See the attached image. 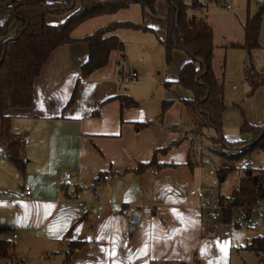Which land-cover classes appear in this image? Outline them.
Listing matches in <instances>:
<instances>
[{"label": "crops", "instance_id": "crops-1", "mask_svg": "<svg viewBox=\"0 0 264 264\" xmlns=\"http://www.w3.org/2000/svg\"><path fill=\"white\" fill-rule=\"evenodd\" d=\"M0 4L3 22L8 3ZM167 13V2L158 0L155 13L133 3L81 23L74 37L130 19L150 30L119 28L125 58L114 50L105 66L86 77L80 68L88 43L58 46L33 82L32 104L7 111L11 130L25 143L20 165L0 147V238L11 247L0 264H11V257L18 264H64L75 240L85 242L71 252L69 264H236L239 251L251 250L245 248L251 239L264 236L262 224V233L252 236L240 232L247 224L232 226L226 216L212 220L196 208L200 181L207 185L215 175L200 176L197 168L204 154L195 147L197 117L185 104L193 92L177 83L188 54L175 50L167 64ZM69 15L48 14L47 22L60 24ZM17 26L15 21L10 32ZM133 71L138 79L123 82ZM126 96L136 103L123 105ZM164 102L169 104L163 111ZM150 162L155 165L136 171ZM62 171H71L76 182L61 186ZM26 182L28 197L22 194ZM127 206L140 212L134 229L122 214Z\"/></svg>", "mask_w": 264, "mask_h": 264}, {"label": "trees", "instance_id": "trees-1", "mask_svg": "<svg viewBox=\"0 0 264 264\" xmlns=\"http://www.w3.org/2000/svg\"><path fill=\"white\" fill-rule=\"evenodd\" d=\"M8 3L9 14L0 22V36H3L0 50V147H4L8 158L17 165L22 162L21 149L25 138L10 127L11 108H26L33 101V82L40 74L42 66L58 46L77 40L89 45L88 59L81 65V75L89 76L95 70L105 66L112 51H118L121 61L125 58V42L116 31L121 27L150 30L143 24L131 20L115 21L100 27L92 33L77 38L74 29L86 20L104 14H112L139 3L143 10L156 12L158 0H2ZM167 2V35L164 41L166 62L172 63L175 50H184L188 60L180 68L177 83L193 92V98L185 104L191 107L199 123L192 128L193 133L203 135L205 127L217 131V142L232 147L223 148L222 161L215 164L219 185L225 182L236 163L247 159L253 152L264 153V123H246L241 128L242 136L238 140L226 142L222 132V113L225 110V80L217 77L213 69L214 33L207 20V4L201 0H165ZM69 12L67 19L60 24L47 22L48 14ZM264 6L259 13L248 17L245 24L246 40L242 47L251 53L260 47L258 35ZM18 26L10 34L12 24ZM241 46V45H239ZM253 66L246 67L245 80L250 81L252 90L264 84L263 75L257 76ZM169 86V83L167 84ZM75 93L68 102L70 105ZM123 105H134L136 101L122 98ZM163 104V111L168 107ZM155 165L140 163L137 172ZM238 186L232 190L225 210L226 217L236 212L248 217L259 204H264V167L246 165L242 169ZM65 188V187H64ZM63 188V189H64ZM223 198H225L223 196ZM228 219V218H227ZM225 219V220H227ZM85 240L71 242L64 264H69L70 254L81 247ZM10 241L0 238V255L8 256ZM246 249L264 251V236H255L245 246ZM10 264V263H9Z\"/></svg>", "mask_w": 264, "mask_h": 264}, {"label": "rangeland", "instance_id": "rangeland-1", "mask_svg": "<svg viewBox=\"0 0 264 264\" xmlns=\"http://www.w3.org/2000/svg\"><path fill=\"white\" fill-rule=\"evenodd\" d=\"M207 4L209 7L208 22L214 30L213 69L218 78L225 80L226 107L222 113V132L226 142H228L241 138V128L244 124L264 123V84L253 91L250 81L245 80L247 66H253L257 76L264 73V14L258 35L260 47L252 50L250 54L246 48L242 47L246 40L245 24L247 18L257 15L264 3L258 0H209ZM0 8H2L1 4ZM127 13L132 14V9ZM12 33L10 32L9 35ZM163 62V66L167 65L165 56ZM156 66H158L157 61ZM155 72L157 73L158 70ZM195 121L199 123L196 118ZM195 121L191 123L193 124ZM214 137H217V131L212 127H205L202 136L194 133L195 147H202L204 160L219 165L222 161L220 154L223 148L228 149L232 145L228 146L226 143L223 145L217 142L218 139H213L211 142ZM200 157V155H196L197 160H200ZM248 158L255 162L254 166L264 167V153L253 152ZM238 163H236L234 170L228 174L225 182L222 183V192L216 189L219 186L216 174L208 181L206 180L207 185L213 186L222 195L232 194V190L238 186L243 173ZM134 210L136 211L135 207ZM133 216L134 214L132 220H129L130 222L133 221ZM239 229L241 233L254 236L262 233L263 226L260 224L243 225ZM10 248L9 246L8 251ZM260 253L255 250L241 249L237 254L236 264H264V260L260 258ZM10 261L11 264H18L14 257H11Z\"/></svg>", "mask_w": 264, "mask_h": 264}, {"label": "built area", "instance_id": "built-area-1", "mask_svg": "<svg viewBox=\"0 0 264 264\" xmlns=\"http://www.w3.org/2000/svg\"><path fill=\"white\" fill-rule=\"evenodd\" d=\"M264 3V0H258ZM138 79V73L133 71L128 74H125L122 77L123 82L131 83ZM239 166L241 170L246 166H254L255 162L248 158L240 161ZM199 174L203 171H206L208 175L213 176L216 174V166L209 163L208 161L201 160L197 165ZM76 181L75 175L71 171H62L59 176V184L61 186L64 185H72ZM31 188V183L26 182L23 188V196L28 197V193ZM223 196L225 198H223ZM232 195H222L219 191H217L213 186H208L204 184L202 181L199 183L198 188V201L196 204V208L200 211H204L207 213L210 219L219 220L224 218L225 210L227 207L228 200H231ZM79 208L83 213H88L89 207L83 201L78 202ZM134 207L128 206L122 210V214L125 215L129 220H132V215L134 214ZM228 223L232 226H237L239 224H262L264 226V204H259L257 207L253 209L251 214L248 217L240 216L236 210L232 215L228 217ZM262 258L264 259V252L262 253Z\"/></svg>", "mask_w": 264, "mask_h": 264}, {"label": "water", "instance_id": "water-1", "mask_svg": "<svg viewBox=\"0 0 264 264\" xmlns=\"http://www.w3.org/2000/svg\"><path fill=\"white\" fill-rule=\"evenodd\" d=\"M140 220V212L139 211H135L134 212V216H133V221L131 224V229H134L136 224L139 222Z\"/></svg>", "mask_w": 264, "mask_h": 264}]
</instances>
